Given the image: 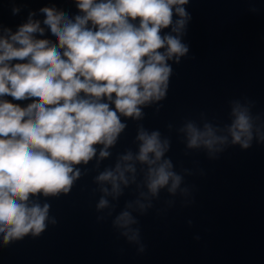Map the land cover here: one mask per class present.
<instances>
[{"label":"clouds","instance_id":"9594fccd","mask_svg":"<svg viewBox=\"0 0 264 264\" xmlns=\"http://www.w3.org/2000/svg\"><path fill=\"white\" fill-rule=\"evenodd\" d=\"M73 3L75 15L53 3L39 9L42 20L29 11L15 31L0 24V247L56 226L46 201L69 195L87 174L81 166L95 161L98 222L111 218L113 229L142 254L138 217L148 215L162 193L168 198L158 215L174 208L177 198L185 207L194 203V186L185 180L193 171L178 172L168 156L171 134L186 156L202 151L215 161L229 148L264 145V113L254 114L255 102L245 97L229 101L228 123L201 113L199 122L169 124L167 136L145 128L139 123L144 109L167 98L172 64L189 55L190 0ZM21 11L12 8L13 15ZM46 32L51 39L38 38ZM127 121L137 122L136 150L126 149L101 170ZM126 190L134 198L117 213Z\"/></svg>","mask_w":264,"mask_h":264},{"label":"water","instance_id":"95a60500","mask_svg":"<svg viewBox=\"0 0 264 264\" xmlns=\"http://www.w3.org/2000/svg\"><path fill=\"white\" fill-rule=\"evenodd\" d=\"M53 3L77 14L73 0H0V24L15 31L29 11L42 20L39 9ZM14 6L22 9L19 15H13ZM187 11L192 17L184 38L189 55L172 64L167 98L144 109L139 123L165 136L169 124L178 128L188 119L199 122L201 113L209 121L228 123L229 101L245 97L255 102L254 114L264 113V0H190ZM38 38L52 37L46 32ZM127 123L101 170L114 165L119 153L136 150L137 122ZM171 139L168 156L176 170L194 173L185 178L194 186V203L185 207L177 198L174 208L158 215L168 198L162 193L155 208L138 217L144 253L113 229L111 218L98 222L93 161L81 166L87 174L69 195L46 201L57 225H49L39 238L0 247V264H264V145L254 143L247 151L229 148L210 161L202 151L186 156L175 132ZM133 198V191L126 190L117 213Z\"/></svg>","mask_w":264,"mask_h":264}]
</instances>
